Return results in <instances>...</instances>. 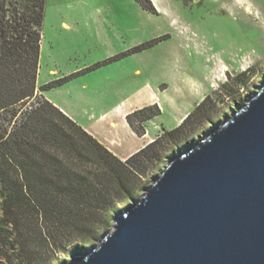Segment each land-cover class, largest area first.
I'll use <instances>...</instances> for the list:
<instances>
[{"label":"rangeland","instance_id":"1","mask_svg":"<svg viewBox=\"0 0 264 264\" xmlns=\"http://www.w3.org/2000/svg\"><path fill=\"white\" fill-rule=\"evenodd\" d=\"M152 1L156 14L137 0H46L37 79L43 95L38 96L55 101L97 137L117 138L127 148L133 140L124 128L127 111L158 103L161 115L145 124L148 137L156 138L206 96L216 101L208 119L167 144L163 161L143 175L144 188L118 206L99 238L80 244L57 264L96 246L113 230L116 214L146 192L174 155L229 119L264 83V0ZM249 67H254L252 87L242 84L238 90L232 78ZM48 83L55 86L42 90ZM229 91L240 94L238 103L231 102ZM109 120L117 127L110 128Z\"/></svg>","mask_w":264,"mask_h":264},{"label":"trees","instance_id":"2","mask_svg":"<svg viewBox=\"0 0 264 264\" xmlns=\"http://www.w3.org/2000/svg\"><path fill=\"white\" fill-rule=\"evenodd\" d=\"M137 1L158 13L152 0ZM45 6L46 0H0V264H57L80 244L97 240L118 206L144 188L143 175L163 161L167 144L179 141L216 108L206 96L179 125L121 159L38 96ZM253 69L233 77V86L250 89ZM231 98L238 103L240 94ZM161 113L154 103L133 110L127 120L144 136L146 122Z\"/></svg>","mask_w":264,"mask_h":264},{"label":"water","instance_id":"3","mask_svg":"<svg viewBox=\"0 0 264 264\" xmlns=\"http://www.w3.org/2000/svg\"><path fill=\"white\" fill-rule=\"evenodd\" d=\"M64 264H264V83Z\"/></svg>","mask_w":264,"mask_h":264},{"label":"crops","instance_id":"4","mask_svg":"<svg viewBox=\"0 0 264 264\" xmlns=\"http://www.w3.org/2000/svg\"><path fill=\"white\" fill-rule=\"evenodd\" d=\"M37 93L38 94H42L38 89H37ZM43 95V94H42ZM45 97V96H44ZM46 98V97H45ZM54 104H57L55 101L53 102ZM64 112H66L68 115H70L67 110H65L62 106H59ZM139 107L135 108L138 109ZM133 109V110H135ZM132 110V111H133ZM132 111H127L124 114V128L128 131V135L131 136L133 140H131V145H128L129 147H125L127 146L126 143H122L120 142V140H118L117 138H112L110 140H103L101 139L99 136L97 137V134L91 130L88 127L83 126L84 128H86L89 132H91L95 137H97L105 146H107L111 151H113L117 156H119L121 159L126 160L127 158H129L132 154H134L135 152H137L138 150H140L141 148H143L145 145H147L149 142L153 141L154 137H148V129H147V133L144 136H139L135 130L132 128V126L129 124L128 120H127V115L132 112ZM105 116V114L103 115ZM72 117V116H71ZM74 118V117H72ZM183 119V118H182ZM180 119V123L181 120ZM76 120V119H75ZM77 121V120H76ZM78 122V121H77ZM109 127L110 128H116L117 127V122L114 120H109ZM140 139V141H134V139Z\"/></svg>","mask_w":264,"mask_h":264}]
</instances>
